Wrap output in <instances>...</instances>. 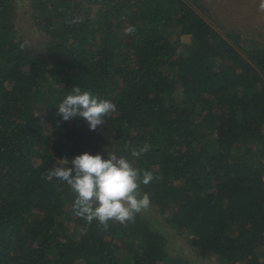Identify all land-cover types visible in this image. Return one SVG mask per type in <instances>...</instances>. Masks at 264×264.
Returning <instances> with one entry per match:
<instances>
[{
  "label": "trees",
  "instance_id": "obj_1",
  "mask_svg": "<svg viewBox=\"0 0 264 264\" xmlns=\"http://www.w3.org/2000/svg\"><path fill=\"white\" fill-rule=\"evenodd\" d=\"M16 8L0 0V264H264L257 32L206 0H27L25 30Z\"/></svg>",
  "mask_w": 264,
  "mask_h": 264
},
{
  "label": "rangeland",
  "instance_id": "obj_2",
  "mask_svg": "<svg viewBox=\"0 0 264 264\" xmlns=\"http://www.w3.org/2000/svg\"><path fill=\"white\" fill-rule=\"evenodd\" d=\"M17 1V23H22L23 30L28 27L25 22L26 15L24 9L27 5V0ZM210 9L222 20L224 25L232 24L234 26H243L256 31V35L264 41V0H206ZM263 15H262V14ZM262 15V16H261ZM241 24V25H240ZM156 207L149 206V210L153 211ZM148 209V208H147ZM174 246L181 247L183 253H190V249L185 246L186 239L180 237L177 240L171 239ZM183 246H182V245ZM198 262L206 264L205 259L196 257Z\"/></svg>",
  "mask_w": 264,
  "mask_h": 264
},
{
  "label": "built area",
  "instance_id": "obj_3",
  "mask_svg": "<svg viewBox=\"0 0 264 264\" xmlns=\"http://www.w3.org/2000/svg\"><path fill=\"white\" fill-rule=\"evenodd\" d=\"M261 179L264 181V172L261 174Z\"/></svg>",
  "mask_w": 264,
  "mask_h": 264
}]
</instances>
